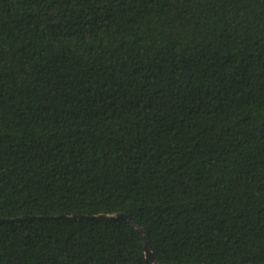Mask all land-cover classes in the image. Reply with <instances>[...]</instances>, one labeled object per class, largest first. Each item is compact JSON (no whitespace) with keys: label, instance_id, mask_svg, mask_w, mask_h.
Returning a JSON list of instances; mask_svg holds the SVG:
<instances>
[{"label":"trees","instance_id":"trees-1","mask_svg":"<svg viewBox=\"0 0 264 264\" xmlns=\"http://www.w3.org/2000/svg\"><path fill=\"white\" fill-rule=\"evenodd\" d=\"M0 264H264V0H0Z\"/></svg>","mask_w":264,"mask_h":264},{"label":"water","instance_id":"water-1","mask_svg":"<svg viewBox=\"0 0 264 264\" xmlns=\"http://www.w3.org/2000/svg\"><path fill=\"white\" fill-rule=\"evenodd\" d=\"M64 216H66V215H64ZM72 216H74V215H72ZM96 216L97 217H105V218L121 217V218L130 219L129 215L125 214V213H114V214H103L102 213V214L91 215V216L90 215H77V217H85V218H93V217H96ZM23 217H31V216L26 215V216H23ZM132 224L137 230H139L142 233V235L144 237V246H143V248H144V253H145L146 258L150 259L151 261H154L153 254H152V252L150 250V245H149V241L147 239L146 232L141 227H138L137 225H135L133 222H132Z\"/></svg>","mask_w":264,"mask_h":264}]
</instances>
